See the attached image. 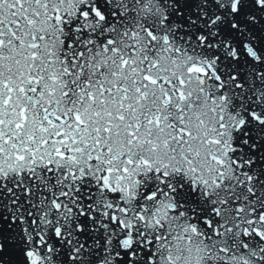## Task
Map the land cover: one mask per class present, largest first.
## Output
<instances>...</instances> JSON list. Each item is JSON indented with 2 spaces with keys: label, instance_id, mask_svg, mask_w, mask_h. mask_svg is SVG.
<instances>
[{
  "label": "snow or ice",
  "instance_id": "obj_1",
  "mask_svg": "<svg viewBox=\"0 0 264 264\" xmlns=\"http://www.w3.org/2000/svg\"><path fill=\"white\" fill-rule=\"evenodd\" d=\"M0 264H264V0H0Z\"/></svg>",
  "mask_w": 264,
  "mask_h": 264
}]
</instances>
